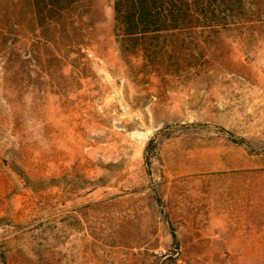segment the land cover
Masks as SVG:
<instances>
[{"label": "rangeland", "instance_id": "1", "mask_svg": "<svg viewBox=\"0 0 264 264\" xmlns=\"http://www.w3.org/2000/svg\"><path fill=\"white\" fill-rule=\"evenodd\" d=\"M86 19L57 52L0 0V264H264V20L146 59Z\"/></svg>", "mask_w": 264, "mask_h": 264}, {"label": "trees", "instance_id": "2", "mask_svg": "<svg viewBox=\"0 0 264 264\" xmlns=\"http://www.w3.org/2000/svg\"><path fill=\"white\" fill-rule=\"evenodd\" d=\"M260 2L258 5L254 2ZM37 30L58 52L64 41L82 52L94 0H29ZM115 36L124 56L149 58L168 48L169 34L229 29L264 20V0H114ZM69 48V49H70ZM64 51V50H63Z\"/></svg>", "mask_w": 264, "mask_h": 264}]
</instances>
